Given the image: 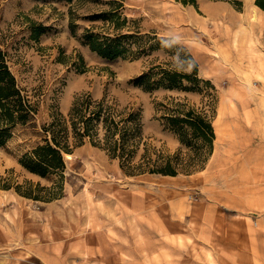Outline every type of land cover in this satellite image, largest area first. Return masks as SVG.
Returning a JSON list of instances; mask_svg holds the SVG:
<instances>
[{"label": "rangeland", "instance_id": "374dc122", "mask_svg": "<svg viewBox=\"0 0 264 264\" xmlns=\"http://www.w3.org/2000/svg\"><path fill=\"white\" fill-rule=\"evenodd\" d=\"M186 1L123 0L122 15L134 22L118 30L84 18L106 7L90 3L72 32L64 0H0V49L37 107L0 147V174L12 184L0 188V264H264V29L252 35L246 23L230 21L264 11L254 0ZM91 26L172 37L214 87L146 90L136 77L176 56L155 49L136 58H103L80 40ZM85 94L140 113L143 139L135 162L144 142L165 155H185L161 119L160 103L171 98L213 113V151L190 173L131 174L86 140L64 154L62 174L42 177L23 168L20 158L42 143V126ZM26 181L44 186L34 185L35 193L55 197L20 194L15 186Z\"/></svg>", "mask_w": 264, "mask_h": 264}, {"label": "trees", "instance_id": "16d2710c", "mask_svg": "<svg viewBox=\"0 0 264 264\" xmlns=\"http://www.w3.org/2000/svg\"><path fill=\"white\" fill-rule=\"evenodd\" d=\"M64 1L69 4V26L72 32L77 27L75 20L81 17L80 10L96 2L106 7L89 12L84 18L110 22L115 30L134 22L122 15L120 8L123 0ZM229 1L236 5L241 4L240 0ZM190 2L194 4L195 0ZM254 3L264 11V0H254ZM40 28H33L34 37L41 32ZM80 40L90 50L107 59L136 58L155 49L175 55L174 61L153 63L136 77L134 83L142 85L146 90L162 87L199 91L201 84L214 87L210 80L199 76L197 61L184 46L174 42L172 37L161 39L154 31L141 33L137 27L131 32L109 34L95 31L91 26L84 29ZM160 105L161 119L165 127L174 132L182 146L187 149L185 155H182L181 150L165 155L144 142V151L135 162L134 158L143 139L140 113L118 110L114 103H109L105 98L98 100L85 94L73 101L66 115L58 112L52 116L50 122L42 126V143L25 153L19 163L29 172L42 177L54 172L62 174L65 169L64 154L72 153L75 147L88 140L92 145L104 149L112 158H117L120 165L131 174L147 172L174 176L180 172L190 173L201 167L213 151L216 137L212 124L213 113L205 107L195 108L176 98ZM36 112V105L10 69L7 53L0 49V147L9 140L17 125L28 123ZM34 185L37 190L44 188L31 181H26V185L17 184L15 188L27 197H55L56 192L46 196L35 193ZM11 187L10 179L0 174V188Z\"/></svg>", "mask_w": 264, "mask_h": 264}, {"label": "bare ground", "instance_id": "6f19581e", "mask_svg": "<svg viewBox=\"0 0 264 264\" xmlns=\"http://www.w3.org/2000/svg\"><path fill=\"white\" fill-rule=\"evenodd\" d=\"M255 11H256V9H255ZM262 14L258 13V9H257L256 14L252 15L251 17L248 16L247 18H244V19L239 18V20H238V18L230 17V21L232 22V24H236L238 22H240V24L246 23V24H244L247 27L246 30H248V32L253 35V33L255 31H257V30L260 31V30L264 29V15H262ZM65 154L69 155V153H65Z\"/></svg>", "mask_w": 264, "mask_h": 264}, {"label": "crops", "instance_id": "0c3cea01", "mask_svg": "<svg viewBox=\"0 0 264 264\" xmlns=\"http://www.w3.org/2000/svg\"><path fill=\"white\" fill-rule=\"evenodd\" d=\"M216 138H217V136L215 137V140H216ZM213 154H215V147H214V152H213Z\"/></svg>", "mask_w": 264, "mask_h": 264}]
</instances>
